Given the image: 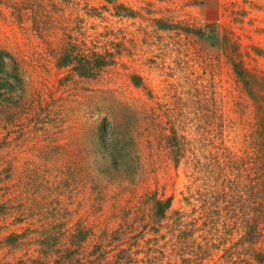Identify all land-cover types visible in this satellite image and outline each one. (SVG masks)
Masks as SVG:
<instances>
[{"label":"rangeland","instance_id":"1","mask_svg":"<svg viewBox=\"0 0 264 264\" xmlns=\"http://www.w3.org/2000/svg\"><path fill=\"white\" fill-rule=\"evenodd\" d=\"M0 59V264H264V0H0Z\"/></svg>","mask_w":264,"mask_h":264},{"label":"trees","instance_id":"2","mask_svg":"<svg viewBox=\"0 0 264 264\" xmlns=\"http://www.w3.org/2000/svg\"><path fill=\"white\" fill-rule=\"evenodd\" d=\"M76 50L77 49L75 48V49L69 50L68 53H65V55H63L64 59L61 60V65L67 66V65H70V64H73L74 62H76L73 65L75 66V70L78 72V74H80L81 76H87V75L91 74L92 68L99 67L100 64H102V63H100L99 59L97 60L96 58L94 59L96 61H94V64L91 66H90V62L86 61V59L85 60L83 59V61H81V60L74 61L75 56H76L75 53H74V55H75L74 57H71V56L73 54V51L76 52ZM0 63H2L1 59H0Z\"/></svg>","mask_w":264,"mask_h":264}]
</instances>
